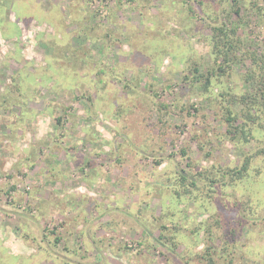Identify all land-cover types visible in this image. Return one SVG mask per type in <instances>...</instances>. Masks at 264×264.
Here are the masks:
<instances>
[{
  "label": "rangeland",
  "instance_id": "1",
  "mask_svg": "<svg viewBox=\"0 0 264 264\" xmlns=\"http://www.w3.org/2000/svg\"><path fill=\"white\" fill-rule=\"evenodd\" d=\"M235 1L244 49L263 54L264 0L209 11ZM207 13L198 0H0V264H264V128L233 138L221 104L184 80L212 61ZM206 169L188 196L180 173Z\"/></svg>",
  "mask_w": 264,
  "mask_h": 264
},
{
  "label": "trees",
  "instance_id": "2",
  "mask_svg": "<svg viewBox=\"0 0 264 264\" xmlns=\"http://www.w3.org/2000/svg\"><path fill=\"white\" fill-rule=\"evenodd\" d=\"M198 4L208 9L207 17L210 21L207 22V25H210L211 32L207 38L210 45L209 55L212 61L206 64L207 67L202 68L201 62H198L200 59L193 60L188 73L184 76V80L200 94L205 95V98L211 97L219 105L221 104L223 108L222 115L228 124L227 133L239 141L249 143L254 137L255 127L264 128V52L260 55L256 51L244 49L245 39L239 28L246 20L240 14V4L237 1L233 5L228 4L225 6L222 14L209 11L211 7L209 5L211 4L210 0H198ZM256 8L259 13L264 9L263 6L259 5ZM220 15H223L224 19H220ZM232 15L234 18H238L236 22H233V19L231 20ZM211 19H213V22H211ZM246 61L251 62L242 74V90L237 92L236 82H233L230 86L228 82L233 78V74L237 72L235 68L239 65H246ZM237 107L238 109H236ZM239 120H242L241 124H238ZM239 132L240 135L238 136ZM183 153H185V150H183ZM158 163L160 162L158 161ZM207 170L199 171L191 178L183 172L180 173L179 184H181L184 192L189 194L188 196H192L190 187L199 188L196 179L208 178L211 180L210 173ZM250 171L251 160L248 157L241 167L232 169L230 174L231 183L238 184L240 181L247 179L251 174ZM211 185L214 184L208 186ZM193 196L198 198L197 194ZM248 198L244 203V211H247L253 205ZM56 239L59 240V236ZM211 247L213 246L211 245ZM205 251L210 255V246H207Z\"/></svg>",
  "mask_w": 264,
  "mask_h": 264
}]
</instances>
